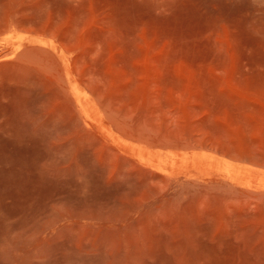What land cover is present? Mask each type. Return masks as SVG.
I'll list each match as a JSON object with an SVG mask.
<instances>
[{"label":"rangeland","instance_id":"374dc122","mask_svg":"<svg viewBox=\"0 0 264 264\" xmlns=\"http://www.w3.org/2000/svg\"><path fill=\"white\" fill-rule=\"evenodd\" d=\"M0 264H264V0H0Z\"/></svg>","mask_w":264,"mask_h":264}]
</instances>
